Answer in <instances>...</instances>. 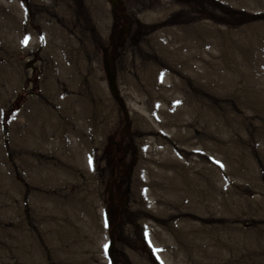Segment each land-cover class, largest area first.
Returning <instances> with one entry per match:
<instances>
[{
    "label": "rangeland",
    "instance_id": "374dc122",
    "mask_svg": "<svg viewBox=\"0 0 264 264\" xmlns=\"http://www.w3.org/2000/svg\"><path fill=\"white\" fill-rule=\"evenodd\" d=\"M32 2L0 0V264H264V0Z\"/></svg>",
    "mask_w": 264,
    "mask_h": 264
},
{
    "label": "bare ground",
    "instance_id": "6f19581e",
    "mask_svg": "<svg viewBox=\"0 0 264 264\" xmlns=\"http://www.w3.org/2000/svg\"><path fill=\"white\" fill-rule=\"evenodd\" d=\"M41 0H33V2H32V4H36L37 5V11H41L43 14L41 15V14H39L38 16H37V18H39L40 20H42L43 22H45V20H52V18L51 17H54V16H56L57 18H59V17H61L63 14H68V10H69V12H71V11H73L74 9V11H76V13L74 12V15H75V17L78 15V11L79 10H77V5L76 4H74V8H73V6H72V1H71V3H70V8L68 9V6H69V0H51L49 3H46V4H44V3H41L40 2ZM38 3V4H37ZM51 16V17H50ZM75 17L73 18V20H71V18H72V14L69 16V19H65L64 17V25L65 26H71V27H74V28H76V29H78V26H79V24H80V22L79 21H76L75 20ZM62 18V17H61ZM51 23H54L53 21L51 22ZM55 24V23H54ZM53 27V26H52ZM54 28V27H53ZM55 29V28H54ZM58 29V28H57ZM57 29H55V31H57ZM58 30H60V28L58 29ZM58 32V31H57ZM62 33H63V31H62ZM62 33H60V34H62ZM182 45V44H181ZM184 46V44L182 45V47ZM178 47V46H177ZM177 47L176 46H173L172 48H168V49H166V48H164L163 49V51H164V53L166 54V55H160L158 58L156 57V55L157 54H155L154 52H152V50H149V48H144L143 47V49H145V50H142L141 52H140V54H138L139 56H141V58H142V60H143V63L145 64V65H147L145 68H146V70L147 71H150L151 70V73L150 74H147L148 75V77L145 75V76H143L141 79H140V81H139V85L141 86V87H148V89H149V86L150 85H152V83H151V81H149V82H147V81H145V80H148V79H151V78H154L155 77V74H156V72H158L159 71V69L161 68V70L164 68V69H167L168 71H171V74L175 71L176 73H177V70H176V68H175V66L177 65V64H174L173 63V61L174 62H176L175 60H176V58H175V54H174V52L177 50ZM161 57V58H160ZM173 57H174V59H173ZM148 61L149 62H151V63H148ZM177 63V62H176ZM139 64V63H138ZM138 69H140V68H138ZM152 70H154L153 72H152ZM160 70V71H161ZM141 71V70H140ZM181 74H183L182 73V71H181ZM184 75V74H183ZM167 78H170V77H168L167 76ZM108 79H109V77H108ZM109 81H110V79H109ZM111 83V82H110ZM115 84H116V78H115ZM166 85V84H165ZM152 87H153V85H152ZM158 87H165V86H163V85H161V84H158ZM163 89V88H162ZM78 91H80L79 89H78ZM160 97H162V95L160 96ZM166 101V100H165ZM166 103H172V102H168V100H167V102ZM165 113V110H164V108L162 107V109H161V111H160V115H161V113ZM155 132V130L152 128V131H150V130H148V129H143V130H141V131H138V133H139V135H145V134H147L148 135V133H154ZM141 140V139H140ZM147 143V146L150 148V144H149V142H144V144H146ZM149 151V150H148ZM93 155V154H92ZM156 163H160V161L157 159V160H154ZM173 161V160H172ZM163 165V164H162ZM171 167L172 168H175V166H173V165H171ZM177 172H178V170H177ZM174 173H176V170L174 169ZM168 195V197L169 198H175V194H174V192H172L171 194H167ZM188 197V193H187V190H186V195H185V198H187ZM160 198H161V196H160ZM159 197H157V199H160ZM159 201V200H158ZM157 203V202H156ZM158 209H160V210H164V208L162 207V206H156ZM156 220H158V221H160L159 220V218H157ZM162 222V221H161ZM155 245V244H154ZM165 249H166V246H164V247H161V248H159V249H157V252L161 255V261H162V263L163 264H168L169 262L171 263V259H172V257H170L169 258V255H170V253H169V250L167 249L166 251H165ZM67 264H71V263H67Z\"/></svg>",
    "mask_w": 264,
    "mask_h": 264
},
{
    "label": "water",
    "instance_id": "95a60500",
    "mask_svg": "<svg viewBox=\"0 0 264 264\" xmlns=\"http://www.w3.org/2000/svg\"><path fill=\"white\" fill-rule=\"evenodd\" d=\"M115 3H116V0H113L114 5H115ZM107 72H108V77H109L110 82H111V88L113 91H115L116 90L115 75H114V72L112 71L111 60L109 57L107 58Z\"/></svg>",
    "mask_w": 264,
    "mask_h": 264
}]
</instances>
